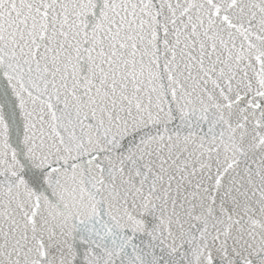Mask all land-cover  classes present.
Listing matches in <instances>:
<instances>
[{"label":"snow or ice","instance_id":"snow-or-ice-1","mask_svg":"<svg viewBox=\"0 0 264 264\" xmlns=\"http://www.w3.org/2000/svg\"><path fill=\"white\" fill-rule=\"evenodd\" d=\"M0 264H264V0H0Z\"/></svg>","mask_w":264,"mask_h":264}]
</instances>
